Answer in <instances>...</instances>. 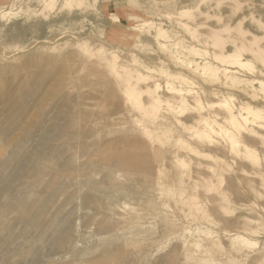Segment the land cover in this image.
I'll return each instance as SVG.
<instances>
[{
  "label": "rangeland",
  "instance_id": "1",
  "mask_svg": "<svg viewBox=\"0 0 264 264\" xmlns=\"http://www.w3.org/2000/svg\"><path fill=\"white\" fill-rule=\"evenodd\" d=\"M48 1L0 0V264H264V128L238 136L246 151L220 120L202 138L192 111L196 93L264 110V60L243 48L248 64L223 65L206 34L233 29L222 33L231 53L242 26L264 47V0ZM191 41L208 55L187 53ZM173 51L185 64L167 61ZM190 59L219 66L218 77L191 71ZM127 67L157 78L163 95L166 72L186 76L192 107L170 98L152 113L148 81L130 82Z\"/></svg>",
  "mask_w": 264,
  "mask_h": 264
},
{
  "label": "bare ground",
  "instance_id": "2",
  "mask_svg": "<svg viewBox=\"0 0 264 264\" xmlns=\"http://www.w3.org/2000/svg\"><path fill=\"white\" fill-rule=\"evenodd\" d=\"M48 1V0H47ZM49 1H52V0H49ZM48 1V2H49ZM55 0H53V2H54ZM72 1H81V0H72ZM52 3V2H51ZM50 3V4H51ZM220 3V2H219ZM218 3V4H219ZM182 11V10H181ZM181 11H179V12H181ZM184 13H185V11H183ZM190 12V11H189ZM178 13V12H177ZM186 13H188V10H187V12ZM185 13V14H186ZM191 13V12H190ZM200 13H202V12H200ZM208 13V12H207ZM36 14V13H35ZM176 13H174V15H175ZM178 14H180V13H178ZM184 14V16H186ZM192 14V13H191ZM190 14V15H191ZM160 15H161V13H160ZM190 15H187V16H189L188 18H191L192 17V19H194V15L193 16H190ZM201 15V14H200ZM202 15H205V17L207 18V16H206V14H202ZM201 15V17H203L204 18V16H202ZM167 16V15H166ZM169 16V15H168ZM167 16V17H168ZM172 16H173V14H172ZM172 16H170V18H172L173 19V17ZM181 16V15H180ZM183 16V14H182V18H184L185 19V17ZM210 16V15H209ZM161 18H162V16H160ZM164 17V16H163ZM166 17V18H167ZM197 17V16H196ZM201 17H199V19H200V21L203 19H201ZM169 18V19H170ZM178 18H180V17H178ZM198 18V17H197ZM172 19L170 20V21H172ZM176 20H177V17L175 18ZM180 20H182L183 21V19H180ZM208 19H206V20H204L203 19V21L204 22H206ZM178 21V20H177ZM197 21H199L198 19H197ZM199 21V23H200V25H201V22H203V21H201L200 22ZM209 21V20H208ZM207 21V22H208ZM173 22V21H172ZM178 22H180L181 23V21H178ZM185 22V21H184ZM142 23V22H141ZM141 23H139V24H141ZM160 23V22H159ZM158 23V24H159ZM174 23V22H173ZM186 23V22H185ZM198 23V24H199ZM143 24H147V23H143ZM142 24V25H143ZM149 24V23H148ZM155 24H156V22H155ZM160 24H163V23H160ZM181 24H183V23H181ZM224 24V23H223ZM141 25V26H142ZM184 25H186V26H188V27H186L185 26V28L186 29H188L189 28V25H187V24H183V26ZM227 26H228V24H226ZM231 25V24H230ZM229 25V26H230ZM153 27L154 26V24L153 25H150V27ZM161 26H163V25H160V28L162 29V27ZM202 26V25H201ZM203 26H205V24H203ZM206 26H207V24H206ZM220 26V28H221V25H219ZM234 26H239V24H236V25H234ZM144 27V26H143ZM178 27H179V25H178ZM208 27V26H207ZM207 27H206V29H207ZM240 27H242V26H239L238 28H236L237 29V31H238V34L239 35H237V37L239 38V40H241L240 41V43H241V46L238 48V46H237V50H235V51H232L231 53H227V51H224L225 50V43L226 42H230V40H229V38L226 36V38H228L227 40H226V38H224L225 36H223V34L222 33H224L225 31H224V28H225V26L223 25L222 26V28H221V30L219 29V30H216L215 28V30H210V28L211 27H209V29H205V27H203L205 30H206V34L208 35V32H209V37L208 38H210L211 40L210 41H208V43L210 44V42H211V45L212 44H214V45H212L213 47L212 48H214V46L215 47H217L218 48V51L216 52L215 51V49H214V53H216V54H214V56L213 57H215V59H218V61H221L222 63H223V65H224V62L226 61V63L225 64H227V63H229V64H233V67H234V65H237V66H240L241 67V64L242 65H244V64H248L247 63V61H246V59L245 60H243L242 59V55H241V53H240V51H242V49L243 48H246L247 50L249 49V52L250 53H252L254 56H256L258 59H261V60H264V47L262 46L261 47V45L260 44H258V41H257V39H256V37H250V39H247V38H245L247 35H245V33L242 31V30H239V29H241ZM136 28V27H135ZM138 28V27H137ZM157 28H159V27H157ZM159 28V29H160ZM181 29H182V27H180ZM184 28V27H183ZM191 28V27H190ZM189 28V29H190ZM216 28H217V26H216ZM229 27H227V28H225V30L227 29V30H229L228 29ZM231 28H234V27H231ZM158 29V33H157V40H158V38H159V36H162V37H166V34H165V30L163 31V29L161 30H159ZM186 29H183V31H186ZM203 29V30H204ZM243 29V28H242ZM150 30V29H149ZM196 29H191V33L190 34H192V32L193 31H195ZM198 30H199V27H198ZM204 30V31H205ZM210 30V31H209ZM226 30V33H227V35L228 34H230V37L232 36L231 34H236L235 32L233 33V29L231 30V32L229 33L228 31ZM178 31V30H177ZM182 31V30H181ZM202 30H200V32H201ZM204 31H202V32H204ZM223 31V32H222ZM178 32H180V31H178ZM190 32V31H189ZM200 33V35L202 34V36L201 37H203V35L205 34V33ZM187 33V32H186ZM226 33H224L225 35H226ZM164 34H165V36H164ZM180 34H181V32H180ZM180 34H178L179 35V37H180ZM194 37L197 39V36H199V35H195V32H194ZM168 36V35H167ZM176 36V35H175ZM192 36V35H191ZM229 36V35H228ZM236 36V35H235ZM235 36H233V37H235ZM251 36V35H250ZM176 37H178V36H176ZM236 37V38H237ZM152 38V37H151ZM181 38V37H180ZM204 38H206L205 36H204ZM208 38H206V39H208ZM169 39H171V38H169ZM178 40H177V42L178 41H180L179 40V38H177ZM193 39V38H192ZM192 39H190V40H192ZM234 39V38H233ZM233 39L231 40V41H233ZM209 40V39H208ZM234 41L236 42V40L234 39ZM233 41V42H234ZM158 42V41H157ZM194 42V41H193ZM201 42V41H200ZM228 42V43H229ZM237 42H238V40H237ZM160 43V42H159ZM191 43H192V41H191ZM137 44V43H136ZM161 44V43H160ZM159 44V45H160ZM167 44V43H166ZM165 43L163 44V46L164 45H166ZM193 44H195V43H192V46H191V48L189 47L188 48V52L187 53H197V55L199 54H205L206 56L208 55V50L206 49V48H208L209 49V47H206V46H208V44L206 45V43H204V44H202V45H204L203 47L206 49V50H200V49H197V48H193ZM232 44V43H231ZM234 44H238V43H233V45ZM195 45H198V43H196ZM194 45V46H195ZM138 46H139V44H138ZM137 46V47H138ZM176 46H178L177 44H176ZM17 47V46H16ZM164 47H166L167 48V46H164ZM163 47V48H164ZM203 47H201L202 49H204ZM165 48V49H166ZM172 48V47H171ZM211 48V47H210ZM83 49H85V48H83ZM159 49V48H158ZM168 49H169V47H168ZM174 49V48H173ZM167 50V49H166ZM210 50V49H209ZM240 50V51H239ZM84 52H85V50H83ZM87 51H88V49H87ZM163 51V50H162ZM161 51V52H162ZM175 51H176V49H175ZM165 51H163V53H164ZM171 52V51H170ZM243 52V51H242ZM245 52V51H244ZM249 52H247V53H249ZM87 53V52H86ZM88 53H89V51H88ZM87 53V54H88ZM165 53H167V52H165ZM165 53H164V55H165ZM170 54V53H169ZM172 54V53H171ZM173 54H174V51H173ZM172 54V55H173ZM177 54V53H176ZM176 54H174V56L175 57H173L172 59H167V61H169V60H171L170 61V64H171V62H172V60L175 58V60L174 61H179V62H182V63H184V61H182L181 59H179V58H181L180 56H176ZM186 54V53H185ZM89 55H92V54H89ZM163 55V56H164ZM171 55V56H172ZM179 55V54H178ZM194 55V54H193ZM198 55V56H199ZM200 55V56H201ZM246 55V54H245ZM112 56V55H111ZM169 56V55H168ZM168 56H167V58H168ZM199 56V57H200ZM205 56V57H206ZM166 57V56H165ZM165 57H163L164 59H166ZM203 57V56H202ZM201 57V58H202ZM188 58V57H187ZM204 58V57H203ZM212 58V57H211ZM213 59V58H212ZM214 60V59H213ZM215 61V60H214ZM217 61V60H216ZM135 62V61H134ZM133 62V63H134ZM260 62H262V61H260ZM211 63V62H210ZM210 63L207 61V60H204V61H201V62H198L196 59H190L189 61H187V66H188V68H190V70L191 71H195V72H200V73H202V75L203 76H205V74H206V72L208 71H213L214 72V75L213 74H211V77L213 76H215V72L216 73H219L218 71H219V66H211L210 65ZM263 64H264V62H262ZM138 64V63H137ZM185 64V63H184ZM212 64V63H211ZM116 65V64H115ZM115 65H113V68L115 69L116 68V66ZM143 65H145V64H143ZM143 65H142V67H143ZM212 65H214V64H212ZM215 65H216V63H215ZM218 65H220V67H221V63H219ZM112 66V65H111ZM133 66H134V64H133ZM141 66V65H140ZM139 66V67H140ZM232 66V65H231ZM245 66V65H244ZM244 66H242L243 68H239V69H244ZM125 67V66H124ZM134 67H136V66H134ZM247 67V66H246ZM264 67V65H262V68ZM141 68V67H140ZM154 68V67H153ZM177 68H178V66H177ZM222 68V67H221ZM252 68H254L253 69V71L251 72L249 69H251V67L248 69V71H250L249 73H253L254 72V70H255V67L253 66ZM261 68V69H262ZM138 69L139 68H137V70L135 69V68H131V67H127V68H122L120 71L122 72V73H124L125 74V76H126V78L130 81V80H133V81H135V83H136V85L140 82H143L144 83V81H148V82H150L149 80H151V78H152V76L151 75H145V74H143V73H141L140 71H138ZM145 69V68H144ZM150 69V68H149ZM162 69V68H161ZM187 69V68H186ZM116 70V69H115ZM146 70H147V68H146ZM163 70V69H162ZM185 70V69H184ZM183 70V71H184ZM154 71V70H153ZM157 71V70H156ZM180 71L181 70H179L178 71V74L180 73ZM183 71L181 72V74H183ZM186 71H188V70H186ZM222 71H223V76H224V78H225V80L222 82L223 84L222 85H224V84H228L229 83V79L230 78H233V77H231L232 75L231 74H233V72L231 71V69H229L227 66H223V69H222ZM236 71H238V70H236ZM244 71V70H243ZM247 71V72H248ZM260 71V70H259ZM262 71V70H261ZM117 72H119V71H115V73L117 74ZM151 72V71H150ZM164 72V71H163ZM189 72V71H188ZM235 72V71H234ZM157 74H158V72H156ZM162 73V71L159 73V74H161ZM165 73V72H164ZM164 73H162V74H164ZM172 73H174V72H172ZM185 73V72H184ZM236 73V72H235ZM235 73H234V76H235ZM240 73H242V72H240ZM240 73H239V75H240ZM256 73V72H255ZM254 73V75H256ZM259 73V72H258ZM257 73V74H258ZM119 74V73H118ZM155 74V73H154ZM189 74V73H188ZM187 74V75H188ZM194 74V73H193ZM193 74H191L190 73V77H191V75L193 76ZM243 74V73H242ZM196 76H199V75H197V74H195ZM210 75V74H209ZM208 75V76H209ZM219 75V74H218ZM245 75V74H244ZM248 75V74H247ZM260 75V74H259ZM258 75V76H259ZM117 76H119V75H117ZM164 76V75H163ZM174 76H176V77H172V75L170 76V74L169 73H167L166 72V78H168L167 79V81H164V83H165V87H166V91H167V93H169V94H166V95H163V94H161L160 92H159V87H160V85H162V84H158L157 82H156V80H157V78H155L156 80H155V82H154V80H152L154 83H152V82H150V83H152V84H150V83H146L145 82V84H146V87H144V88H142L141 89V91L143 90V91H146L147 92V96H148V101L151 103V106L152 107H150L151 108V110L153 111H151L152 113H154V109L155 108H157L158 107V105L159 104H162L161 102H163V100H167V101H169V99L170 98H173V99H178L179 100V102H180V105H182V106H186V108H189V105H190V103H189V97L187 96V95H190V94H192L191 93V88H187V87H185V85L187 86L189 83H191L192 81L191 80H188L187 78H185L184 76H182V77H180V75L179 76H177V75H174ZM189 76V75H188ZM195 76V77H196ZM207 76V75H206ZM221 76V75H220ZM248 76H250V75H248ZM257 76V75H256ZM262 76V75H261ZM121 77V76H120ZM165 77V76H164ZM184 77V78H183ZM195 77H193V78H195ZM199 77H201V75L199 76ZM218 77V76H217ZM217 77H214V78H217ZM245 77V76H244ZM255 77V76H254ZM253 77V78H254ZM197 78V77H196ZM195 78V79H196ZM126 79V80H127ZM195 79H193V81L195 80ZM199 79V78H198ZM220 79V78H219ZM243 79V78H242ZM124 80V79H123ZM127 80V81H128ZM162 80V79H161ZM160 80V81H161ZM173 80H177V81H179V84H177V85H175L176 83H174L173 82ZM197 80V79H196ZM200 80V83L201 82H203V81H206V79L205 80H202V79H199ZM202 80V81H201ZM234 80H236V79H234ZM234 80H232V81H234ZM239 80V79H238ZM252 80V79H251ZM250 80V81H251ZM163 81V80H162ZM240 81H241V79H240ZM255 81H257V79L255 80ZM255 81H253V82H255ZM131 82V81H130ZM129 82V83H130ZM198 82V81H197ZM208 82V81H207ZM207 82H203V84H206ZM219 82V81H218ZM236 83H238L237 82V80L235 81ZM235 82H234V84H233V87L232 88H234L235 87ZM211 83V82H210ZM213 83V85L212 86H214L215 85V82H212ZM211 83V84H212ZM221 83V82H220ZM249 83V82H248ZM122 84V83H121ZM134 84V83H133ZM150 84V85H149ZM194 84V83H193ZM209 84V83H208ZM217 84V83H216ZM242 84V83H241ZM259 84L261 85V90L264 88V82H263V80L262 81H259ZM132 85V84H131ZM130 84H127V89H125L124 91H127L128 93H129V91H130V93L128 94V95H130V94H134V91H133V89L134 88H132L134 85H132L131 86ZM136 85H135V87H136ZM196 86H198L197 84H195ZM207 85V84H206ZM205 85V86H206ZM259 85V86H260ZM205 86H202L203 88L205 87ZM210 86V85H209ZM216 86V85H215ZM227 86H229V87H231L232 85H227ZM124 87V86H123ZM140 87V86H139ZM163 87V86H162ZM161 87V89H163ZM216 87H218L219 88V86H216ZM220 87H222V86H220ZM125 88H126V86H125ZM131 88H132V90H131ZM207 88V87H206ZM213 87H211V89H212ZM231 88V89H232ZM235 88H238V87H235ZM246 88V87H245ZM137 89V88H136ZM205 89V88H204ZM208 89V88H207ZM206 89V90H207ZM210 89V88H209ZM230 89V88H229ZM241 89H243V88H241ZM256 89V88H255ZM258 89V88H257ZM139 90V89H138ZM201 91H202V89H200ZM206 90H204V91H206ZM226 91H228L227 89H225ZM233 91H234V89H232ZM232 90H231V92H232ZM238 90V89H237ZM240 90V89H239ZM244 91H245V89H243ZM264 90V89H263ZM194 91H197V90H194ZM193 91V92H194ZM209 91V90H208ZM210 91H212L213 92V94H215V95H219L220 94V92L218 91V90H210ZM225 91V92H226ZM241 92H242V90H241ZM136 94V93H135ZM194 94V93H193ZM203 94V93H202ZM209 94H210V92H209ZM213 94H210V96H212ZM221 94H223V92L221 93ZM253 94V93H252ZM251 94V95H252ZM126 95V94H125ZM198 95L199 94H195V96H193V99H194V101H195V104H194V106L192 107L191 105H190V107H192V111L194 112V110H195V112H197L198 114H197V119L200 121V122H204V126L201 128V127H197V128H195L196 130L195 131H197V133L198 134H200L201 136H203L202 138H205V137H207V136H210L209 135V133L210 132H212L213 131V134H214V130H218V129H215V126H214V124L216 123L217 124V126L219 125H221L222 123H224V125H221V127L223 128V131L225 132V137H226V135H227V138L229 137V139H230V141H231V143H232V145L231 146H233V145H236L237 143H240L241 144V141L242 140H240V139H238V138H240V137H238V136H242V137H245L246 138V134H248L249 136H250V134L249 133H251V135L253 134L254 135V133H256V130H257V128H264V110L263 109H257L256 107H253L252 105H250V104H246L247 102H245V103H236L235 101L233 102H229V99H230V101L234 98H232V97H230L229 96V99H222L221 100V97H219L220 98V100H221V103H219V104H217V102L215 101V105H213L212 104V102H210V103H202L201 101V99H200V97H198ZM244 95V94H243ZM249 95V94H248ZM250 95V96H251ZM254 95H257L258 96V94H253L252 96H254ZM260 95V94H259ZM263 95H264V93H263ZM127 96V95H126ZM133 96V95H132ZM132 96H130V97H132ZM201 96V95H200ZM222 96V95H221ZM225 96V95H224ZM261 96V95H260ZM259 96V97H260ZM129 97V96H128ZM214 97H216V96H214ZM228 97V96H227ZM204 98V97H203ZM223 98H225V97H223ZM252 98V97H251ZM255 97H253V99H254ZM262 98V97H261ZM132 99V98H131ZM135 99V98H134ZM235 99V98H234ZM256 99V98H255ZM205 100V98L203 99V101ZM206 100H208L207 98H206ZM205 100V101H206ZM220 100H218L219 102H220ZM252 100V99H251ZM133 101V100H132ZM131 101V102H132ZM135 101H136V99H135ZM166 101V102H167ZM210 101V100H209ZM133 103V102H132ZM165 104V103H164ZM167 104V103H166ZM165 104V105H166ZM173 104V103H172ZM145 105V104H144ZM174 105V104H173ZM143 106V105H142ZM142 106H141V108H142ZM188 106V107H187ZM145 107V106H144ZM159 107H161V105H159ZM157 108L156 110L157 111H159L160 113H162L161 111H162V109H161V111H160V108ZM168 107V106H167ZM146 108V109H145ZM144 108V111H145V113H147V115H152V114H149V111H150V108L148 107H145ZM153 108V109H152ZM162 108V107H161ZM170 108V107H169ZM159 109V110H158ZM199 110V111H198ZM163 111H165V110H163ZM177 111V110H176ZM166 112V111H165ZM175 112V111H174ZM157 114H158V112H157ZM179 114V113H178ZM154 115V114H153ZM152 115V116H153ZM156 116V114L154 115V117ZM151 117V116H150ZM161 118V117H160ZM209 119L211 120V121H209ZM222 121V123L220 124L219 122L220 121ZM198 121V122H199ZM158 122V121H157ZM215 124V125H216ZM180 126V125H179ZM178 126V127H179ZM183 126H185V125H183ZM192 128H194V126H192ZM220 128V127H219ZM181 129V128H180ZM220 130H221V128H220ZM182 131V130H181ZM222 131V130H221ZM189 132V131H188ZM217 132V131H216ZM215 132V133H216ZM223 132V133H224ZM222 132L220 133V134H223ZM188 134V133H187ZM189 134H190V132H189ZM198 134H197V136H198ZM217 134V133H216ZM199 135V136H200ZM252 135V137L254 138V136H255V139H258V138H256V135L257 134H255L254 136ZM195 136V135H194ZM196 137V136H195ZM211 138H212V136H210ZM210 137H208V138H210ZM251 137V136H250ZM262 137H264L263 135H262ZM201 138V137H200ZM200 138H198V139H200ZM210 138V139H211ZM261 138V136L259 137V139ZM209 139V140H210ZM263 139V138H262ZM214 140V139H213ZM264 140V139H263ZM200 142H201V140H199ZM207 141V140H206ZM206 141H203V142H205L206 143ZM212 141V140H211ZM243 142V141H242ZM261 142V141H260ZM238 146H239V144H237ZM241 146H244V149L246 150V149H249L248 148V146H246V145H243V143L241 144ZM234 147V146H233ZM236 148H237V146H235ZM234 149V148H233ZM238 151V150H237ZM247 151V150H246ZM179 160V159H178ZM178 160H176V161H178ZM198 181V180H197ZM205 187H207V186H205ZM230 234V233H229ZM225 236H226V234H225ZM232 237H234L233 235H232ZM234 240L235 239H242V240H244V241H246L244 238H242L241 236H238V237H234L233 238Z\"/></svg>",
  "mask_w": 264,
  "mask_h": 264
}]
</instances>
